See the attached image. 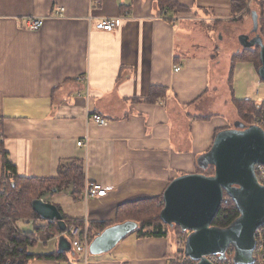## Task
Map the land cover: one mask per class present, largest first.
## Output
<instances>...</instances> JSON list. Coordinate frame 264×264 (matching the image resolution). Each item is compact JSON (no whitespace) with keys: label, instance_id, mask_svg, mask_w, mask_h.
<instances>
[{"label":"crops","instance_id":"obj_1","mask_svg":"<svg viewBox=\"0 0 264 264\" xmlns=\"http://www.w3.org/2000/svg\"><path fill=\"white\" fill-rule=\"evenodd\" d=\"M175 1L179 9L161 11L158 0H0L3 151L23 178L57 179L62 166L77 164L82 189L110 188L86 198L71 185L43 199L92 240L104 231L90 227L119 224L120 206L162 197L174 179L198 173L216 136L246 124L238 102L264 104L261 66L251 56L260 59V48L240 40L264 42V0H249L237 15L238 0ZM59 9L63 17L54 18ZM28 18L44 19L43 28L25 30ZM112 19L114 32L96 29ZM134 233L89 253V264H175L181 250L170 234ZM61 235L42 244L35 234L30 253L55 259L29 264H82L72 248L60 250Z\"/></svg>","mask_w":264,"mask_h":264},{"label":"water","instance_id":"obj_2","mask_svg":"<svg viewBox=\"0 0 264 264\" xmlns=\"http://www.w3.org/2000/svg\"><path fill=\"white\" fill-rule=\"evenodd\" d=\"M240 40L246 48H260L259 77L264 82L263 39L258 35L251 41L246 36ZM198 164L201 172L214 168V175L196 173L174 179L163 195L161 221L189 234L184 254L195 264H213L208 259L211 256L224 261L230 248L235 264H253L256 232L264 227V186L258 182L255 171L256 166L264 167V130L239 123L235 129L220 132L210 152ZM225 195L240 216L230 227L221 229L212 224ZM32 207L42 221L57 223L62 234L67 231L64 216L56 205L40 198L34 200ZM137 228L136 223L127 222L106 229L92 241L90 253L110 251ZM59 244L61 251L71 252L66 237L61 236Z\"/></svg>","mask_w":264,"mask_h":264},{"label":"trees","instance_id":"obj_3","mask_svg":"<svg viewBox=\"0 0 264 264\" xmlns=\"http://www.w3.org/2000/svg\"><path fill=\"white\" fill-rule=\"evenodd\" d=\"M248 3L249 0H238L234 2V14L237 15L243 11L248 6ZM158 5L161 11H167L170 8L179 9V5L175 0H158ZM251 56L255 57V64L259 68L261 65L258 54ZM239 59L248 60L249 57H242ZM236 107L239 115L243 117L247 114L251 115L253 113H259L260 111L264 112V110H262L264 108V104L257 105L252 101L238 102ZM245 126L249 127L251 125L246 122ZM0 145L2 171L5 179L3 186L0 185V264H29L34 259H55V256L53 255L37 256L30 253V250L37 244L34 240L35 234L39 237H41L40 235L49 236L48 238H43L44 240L57 238L61 234L57 223L45 222L39 218L33 210L32 203L34 200L42 198L41 193H52L53 191L60 192L71 185L75 188L74 193H79L81 188L84 186L83 168H80L77 164H70L67 167L62 166L59 169V176L57 179L40 180L23 178L18 175L16 167L8 160L7 154L3 151L1 141ZM198 173H204L207 176H212L214 175V168H209L203 172L198 171ZM3 189L4 193L2 194L1 192ZM34 193L36 196L31 197ZM225 198L229 200V203L221 207L213 221V227L226 229L230 227L240 216L239 211L232 200L227 195H225ZM163 208V196L125 204L119 207V224L117 225L134 222L138 225L135 232L141 236L165 237L172 228L165 225L160 219V214ZM59 210L64 216L67 226L75 222L67 219L62 210L60 208ZM28 215H30L28 218L29 221H38L46 225L37 226L34 224L33 232H20L10 224V221H12L11 219H17L19 216ZM21 219L25 218L23 217ZM110 227L111 226L108 224L94 225L92 228L90 227V233L94 232L93 229L105 231ZM173 228H176V231L178 230V233L183 235L182 239L186 241L188 233L183 232L177 226H174ZM59 254L62 255L63 253Z\"/></svg>","mask_w":264,"mask_h":264},{"label":"built area","instance_id":"obj_4","mask_svg":"<svg viewBox=\"0 0 264 264\" xmlns=\"http://www.w3.org/2000/svg\"><path fill=\"white\" fill-rule=\"evenodd\" d=\"M64 14V10L59 9L55 12L54 18H62ZM44 19L38 18H28L24 20L23 28L30 32H39L44 25ZM118 28V20H103L99 24L96 25V29L99 31L112 33ZM181 68H176L175 71L179 72ZM90 120L100 126L107 125L106 120L100 115H94L90 118ZM255 120V119H254ZM255 126H259L264 130V113L261 118H258L255 123ZM79 147H87V141H80L78 143ZM256 176L258 182L264 186V167L263 166H256L255 168ZM110 188L103 187L99 184H92L87 183L84 188V194L86 198H98L107 195ZM229 200L224 198L223 205H227ZM65 236L73 250L74 256H78L83 259L84 264H89V250L91 245V238L88 231L82 230V228L77 224H71L66 233L62 234ZM61 235V236H62ZM184 242V241H183ZM185 246V245H184ZM182 253L179 254V257ZM234 251L230 248L227 252L226 259L224 261H220L218 257L211 256L209 257V261L213 264H235L233 261ZM254 263L253 264H264V227H261L256 232V249L253 254ZM184 258H186L184 254Z\"/></svg>","mask_w":264,"mask_h":264},{"label":"rangeland","instance_id":"obj_5","mask_svg":"<svg viewBox=\"0 0 264 264\" xmlns=\"http://www.w3.org/2000/svg\"><path fill=\"white\" fill-rule=\"evenodd\" d=\"M264 110V108L262 109ZM261 112V111H260ZM259 112V113H260ZM259 113H253V114H247L245 115V117L241 116L240 115V120H243L242 122L244 123H249L251 126L255 123V121L258 119V118H261L263 113L264 112H261L260 114ZM255 119V120H254ZM0 151H1V145H0ZM1 157H0V185L3 186V183H4V176H3V171H2V162H1ZM85 185V183L83 184ZM84 189V188H83ZM81 188V190H83ZM2 194L4 193V189L3 191L1 192ZM41 197L42 199L44 200H48L49 199V192H44V193H41ZM9 196V195H8ZM36 194L34 193L31 197H35ZM38 196V195H37ZM8 199V198H7ZM223 206V205H222ZM25 218V219H21V218ZM30 215L28 216H19L17 219H11L12 221H10V224L19 231V229L23 232H33L34 230V224H36L37 226H45L46 224H43L41 222H38V221H29V218ZM20 219V220H19ZM22 220V221H21ZM94 231H96L97 233V230L94 229ZM47 232V231H46ZM179 231L177 230L176 231V228H172L170 229L169 233L171 238L174 240V242L176 243L177 247L179 248V250H181L179 253H178V259L175 261V264H195L193 263L192 261H190L189 259H185L184 258V250H185V246L186 245V241H184V239H182V236L181 234L178 233ZM134 234H138V233H134ZM41 237L40 238V241L42 242V244H46V242H48L50 240L47 239V240H44L43 238H48L49 236H45V235H40ZM181 236V237H180ZM189 236V234L187 235V237ZM54 237V236H53ZM186 237V238H187ZM91 240H92V236H90ZM52 240V238H51ZM187 240V239H186ZM184 241V242H183ZM36 242V241H35ZM40 242V243H41ZM46 246L44 245H40V246H37L35 250H32L31 252L33 253H39L41 250L45 249ZM43 252V251H42ZM41 253V252H40ZM181 254V256L179 257V254ZM82 262L83 259H81ZM83 264V263H82Z\"/></svg>","mask_w":264,"mask_h":264}]
</instances>
